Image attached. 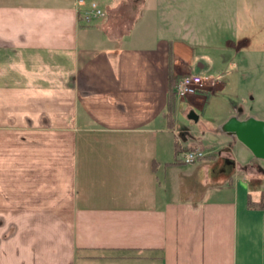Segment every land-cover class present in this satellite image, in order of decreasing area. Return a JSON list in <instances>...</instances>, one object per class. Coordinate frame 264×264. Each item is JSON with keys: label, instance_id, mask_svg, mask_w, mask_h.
Segmentation results:
<instances>
[{"label": "crops", "instance_id": "0c3cea01", "mask_svg": "<svg viewBox=\"0 0 264 264\" xmlns=\"http://www.w3.org/2000/svg\"><path fill=\"white\" fill-rule=\"evenodd\" d=\"M91 1L0 0V264H264V160L182 158L186 21Z\"/></svg>", "mask_w": 264, "mask_h": 264}, {"label": "rangeland", "instance_id": "374dc122", "mask_svg": "<svg viewBox=\"0 0 264 264\" xmlns=\"http://www.w3.org/2000/svg\"><path fill=\"white\" fill-rule=\"evenodd\" d=\"M96 1L105 14L113 4L112 0ZM129 1L121 0L131 5ZM161 9L165 21L170 16L174 22L186 21L194 46V67L201 72L205 69L214 78L215 83L195 97L193 105L185 103L183 114L192 135L200 141L188 150H203L208 157L220 145L219 136L227 135L221 126L228 118L264 119V0H146L137 30L146 32L151 16L160 15ZM191 110L198 120L189 117ZM236 146L244 147L256 160L243 143Z\"/></svg>", "mask_w": 264, "mask_h": 264}, {"label": "built area", "instance_id": "2783aa9c", "mask_svg": "<svg viewBox=\"0 0 264 264\" xmlns=\"http://www.w3.org/2000/svg\"><path fill=\"white\" fill-rule=\"evenodd\" d=\"M79 4L85 2V0H78ZM105 12L102 6L96 1L92 0L90 2L89 10L86 12L88 20L91 18L103 17ZM214 78L212 75L206 72H188L176 79L173 84L172 93L178 99H186L190 96L200 94L204 90H207L214 84ZM207 156V153L200 149L184 150L183 151V161L186 163L197 162Z\"/></svg>", "mask_w": 264, "mask_h": 264}, {"label": "water", "instance_id": "95a60500", "mask_svg": "<svg viewBox=\"0 0 264 264\" xmlns=\"http://www.w3.org/2000/svg\"><path fill=\"white\" fill-rule=\"evenodd\" d=\"M189 117L199 119L198 114L193 110L189 113ZM221 129L243 143L257 159L264 160V119L253 116L240 119L237 115H233L222 124Z\"/></svg>", "mask_w": 264, "mask_h": 264}, {"label": "trees", "instance_id": "16d2710c", "mask_svg": "<svg viewBox=\"0 0 264 264\" xmlns=\"http://www.w3.org/2000/svg\"><path fill=\"white\" fill-rule=\"evenodd\" d=\"M169 115L171 117L174 115V105L172 101L169 103ZM193 149L190 148L189 150H193ZM248 207L249 209H264V191L262 193L260 201H255L252 198V196L249 194Z\"/></svg>", "mask_w": 264, "mask_h": 264}]
</instances>
